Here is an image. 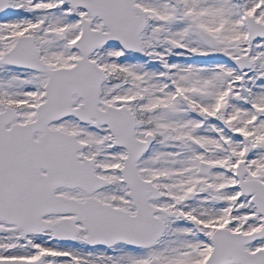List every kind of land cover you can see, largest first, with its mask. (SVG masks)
<instances>
[{
	"label": "snow or ice",
	"instance_id": "1",
	"mask_svg": "<svg viewBox=\"0 0 264 264\" xmlns=\"http://www.w3.org/2000/svg\"><path fill=\"white\" fill-rule=\"evenodd\" d=\"M0 264H264V0H0Z\"/></svg>",
	"mask_w": 264,
	"mask_h": 264
}]
</instances>
